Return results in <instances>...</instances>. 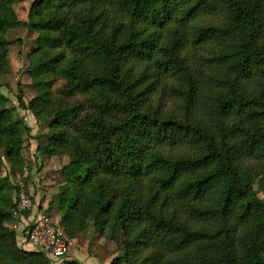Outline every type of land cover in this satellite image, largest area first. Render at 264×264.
Instances as JSON below:
<instances>
[{
    "label": "trees",
    "instance_id": "1",
    "mask_svg": "<svg viewBox=\"0 0 264 264\" xmlns=\"http://www.w3.org/2000/svg\"><path fill=\"white\" fill-rule=\"evenodd\" d=\"M24 1L0 0V78L6 33L35 32L36 96L17 103L52 119L44 153L69 156L71 178L49 203L64 235L91 225L121 236L109 264H264V185L261 197L254 188L264 182V0H33L16 21ZM56 76L60 96L83 100L52 99ZM7 101L0 264H48L10 227L9 177L30 129Z\"/></svg>",
    "mask_w": 264,
    "mask_h": 264
},
{
    "label": "rangeland",
    "instance_id": "2",
    "mask_svg": "<svg viewBox=\"0 0 264 264\" xmlns=\"http://www.w3.org/2000/svg\"><path fill=\"white\" fill-rule=\"evenodd\" d=\"M33 0H25L14 6L16 21H27L30 13V6ZM38 35L35 32L28 31L24 27H17L9 30L5 38L11 45L9 47V65L8 73L0 78V95L8 101L6 107L10 109L13 119L23 118L30 133L22 130L23 146H22V166L21 170L9 177V183L14 186L18 175H21L23 169L28 173L26 184L27 192L31 198L33 209L32 212H41L46 214L49 219L58 225L61 219V212L58 209L57 202L54 201L50 206L53 196L56 195L60 188L71 178V175L65 170L69 163V156L61 154L56 156H48L41 147L48 142L49 125L52 119L38 120L30 110L21 109L17 103V95L20 93L25 105L36 96V86L38 79L31 73L27 72L30 65V55L37 48L36 39ZM63 80L56 76L54 78L51 97L55 101L74 103L82 101L80 96L64 98L57 91L63 85ZM10 170L6 160L0 158V179L5 177ZM264 182H258L254 188L259 197L262 196V187ZM14 196V195H13ZM37 196L38 201L33 198ZM54 200V199H53ZM31 215L28 214L27 217ZM13 222L10 224L16 232V242L27 251H36L30 248L20 233L22 225L13 216ZM24 224V223H23ZM16 226L15 229L13 226ZM71 253L66 259L56 261L49 259L48 264H64L70 261H78L81 264H109L115 255L119 252V243L122 238L118 239V243L111 241L106 233L101 234L94 231L89 225L81 231L76 238L72 239ZM37 252V251H36ZM42 253V252H41Z\"/></svg>",
    "mask_w": 264,
    "mask_h": 264
},
{
    "label": "built area",
    "instance_id": "3",
    "mask_svg": "<svg viewBox=\"0 0 264 264\" xmlns=\"http://www.w3.org/2000/svg\"><path fill=\"white\" fill-rule=\"evenodd\" d=\"M28 173L23 169L14 183L16 207L13 216L22 225L20 233L25 242L33 250L42 252L47 258L59 261L67 256L72 240L68 239L60 226L54 224L41 212H32L33 205L27 192L25 180ZM31 214L27 217L25 214ZM24 223V224H23ZM17 228L15 225L13 226Z\"/></svg>",
    "mask_w": 264,
    "mask_h": 264
},
{
    "label": "crops",
    "instance_id": "4",
    "mask_svg": "<svg viewBox=\"0 0 264 264\" xmlns=\"http://www.w3.org/2000/svg\"><path fill=\"white\" fill-rule=\"evenodd\" d=\"M38 197L37 196H35L34 198H33V200L36 202V201H38V199H37ZM71 249H70V251H69V253L67 254V256H69L70 255V253H71ZM66 256V257H67ZM66 257H64L63 259H66ZM68 258V257H67ZM63 259H61V260H63Z\"/></svg>",
    "mask_w": 264,
    "mask_h": 264
}]
</instances>
